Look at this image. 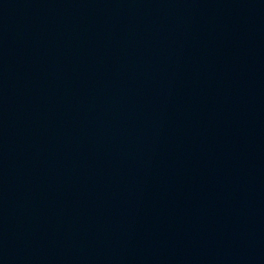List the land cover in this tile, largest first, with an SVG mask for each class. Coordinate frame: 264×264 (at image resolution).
Returning <instances> with one entry per match:
<instances>
[{
	"label": "water",
	"instance_id": "water-1",
	"mask_svg": "<svg viewBox=\"0 0 264 264\" xmlns=\"http://www.w3.org/2000/svg\"><path fill=\"white\" fill-rule=\"evenodd\" d=\"M0 264H264V0H0Z\"/></svg>",
	"mask_w": 264,
	"mask_h": 264
}]
</instances>
